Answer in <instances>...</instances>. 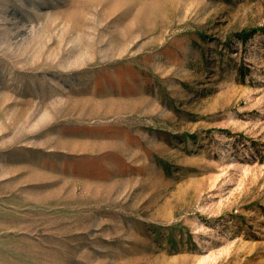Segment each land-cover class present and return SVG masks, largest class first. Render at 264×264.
Returning <instances> with one entry per match:
<instances>
[{
  "label": "rangeland",
  "instance_id": "1",
  "mask_svg": "<svg viewBox=\"0 0 264 264\" xmlns=\"http://www.w3.org/2000/svg\"><path fill=\"white\" fill-rule=\"evenodd\" d=\"M0 264H264V0H0Z\"/></svg>",
  "mask_w": 264,
  "mask_h": 264
}]
</instances>
